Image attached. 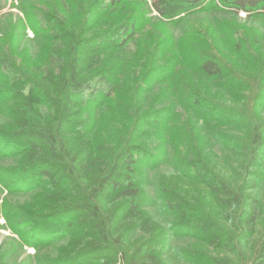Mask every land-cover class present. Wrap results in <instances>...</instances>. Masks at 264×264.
Segmentation results:
<instances>
[{"label": "trees", "instance_id": "1", "mask_svg": "<svg viewBox=\"0 0 264 264\" xmlns=\"http://www.w3.org/2000/svg\"><path fill=\"white\" fill-rule=\"evenodd\" d=\"M29 1L19 0L23 29L49 42L41 66L30 69L19 57L20 42L0 37V48L8 45L11 58L23 64L14 76L12 60L3 59L0 50V108L6 109L0 164L9 158L13 163L0 165V184L11 195L41 197L38 203L50 210L46 215L0 205L20 245L36 251L24 264H231L219 254L213 257L215 249L245 259L243 242L257 234L262 209L264 123H253L250 112L224 101L225 96L246 101L244 91L259 85L253 102L264 109V37L250 40L226 29L229 51L200 40L203 48L167 56L158 51L164 41L155 39L154 31L148 34L153 41L142 42L140 11L133 4L150 2L160 17L157 27L169 31L207 12L220 14L223 23L245 13L264 26V0H127L125 6L123 0ZM77 10H83L80 16ZM143 44L154 54L147 65H137L133 53L143 52ZM173 74L177 83L166 85ZM179 106L192 115L193 127L207 129L214 143L233 154L241 142L235 134L227 138L220 126L248 129L252 124L245 182L232 186L214 168L206 148L211 141L201 131L185 135L186 147L169 141L187 126L178 125ZM164 161L172 164L173 175L143 180ZM188 180L208 190L197 208L201 201L187 195ZM104 204L110 208L102 211ZM209 206L222 211L213 221ZM178 239L204 248L178 247ZM68 240V249L58 248ZM49 250L57 251V258L44 256ZM252 250L253 262L247 264H264V237Z\"/></svg>", "mask_w": 264, "mask_h": 264}, {"label": "rangeland", "instance_id": "2", "mask_svg": "<svg viewBox=\"0 0 264 264\" xmlns=\"http://www.w3.org/2000/svg\"><path fill=\"white\" fill-rule=\"evenodd\" d=\"M29 2H34L30 0ZM28 2V3H29ZM127 3V0H123L122 5L125 6ZM19 0H0V5L3 6V9L0 12V37L7 35L8 40L20 42L17 43L18 45H21L22 52L19 55L21 59L24 60L25 64L30 67V69L38 68L41 66L42 59H45V55L47 54V47L49 45V42H46L42 39H36L34 38L33 32L31 30H25L23 29L24 23L22 24V21H24V13L22 12L21 8H19ZM138 4H133V8H135L137 11H140V36L143 43L151 42L152 39H148V34L150 31H154L155 34L154 38L158 39L160 42L163 40V46L159 47V50H165L168 52L167 56H173L174 54L179 55L182 50L184 49H193V46L198 48L202 47L200 43V40L206 41L209 45H214L216 50H219L220 52H223L228 50L226 45L225 39V33L224 30L230 29L234 30L237 29L241 32V34L246 33L249 35L250 40L255 35H263L264 37V26L262 25L261 21L252 18L247 19L245 13H240L237 17H235L236 20H226L225 23L221 22V16L220 14L216 13H205L203 15H196L191 18H187V23L182 22L180 26H177L175 28H171V30L167 31L164 29H161L157 27L156 22L158 18V14L152 9L150 2H145V5L141 6ZM72 11V10H71ZM83 12V10L78 11L77 13L80 14ZM6 14V15H5ZM3 15H5L3 17ZM234 19V18H233ZM19 23V24H18ZM46 23H44L42 26H45ZM17 34L22 35L23 37L18 38L16 37ZM224 41V43H223ZM189 44V45H187ZM11 45V43H10ZM187 45V47H184ZM2 45H0L1 47ZM227 48H226V47ZM144 50L143 52H134L133 56L137 60L138 64H146L148 63V59L154 54L152 51H149L143 44ZM214 49V50H215ZM0 50L5 51V56L3 59L12 60L11 62L14 65L13 68H10L11 74H14L16 76L18 73H22L21 71V64L20 60L15 58H11V55L9 53V47L8 45L0 48ZM135 50V49H134ZM133 50V51H134ZM189 51V50H187ZM229 51V50H228ZM145 53L149 54V57H145ZM147 65V64H146ZM245 65H247L245 63ZM21 68V69H20ZM249 68V67H248ZM18 69V72L16 73ZM251 70V68H249ZM2 71V69H0ZM5 72H8L4 69ZM139 71V69H137ZM9 72L7 74H10ZM175 75L173 74L172 77H170L169 81H166V85L170 84V86H174L177 82L175 80ZM259 75V74H258ZM173 84V85H172ZM253 84H251L252 86ZM213 88V86L211 87ZM213 89V90H217ZM259 85L258 86H252L250 90L244 91V95L247 98L246 101L243 97H236L233 98L232 96L226 97L225 95V103L224 105L230 107L231 109H243L244 111H248L253 115V123L256 122L257 124L264 123V109H260V107H256L255 102H253L254 96L258 93ZM220 91L218 90L217 93ZM222 92V91H221ZM223 93V92H222ZM224 94V93H223ZM174 95H170L169 100L173 99ZM170 101H166V103H169ZM9 106V105H8ZM258 113L256 111L258 110ZM178 113L180 114L179 118V124L178 125H187L186 128H183V132H178L179 135H171L170 136V142L175 146V144L180 143L183 147H186L188 143H186L184 140L186 138L185 135L192 134L195 131H198V133L201 131L203 136L210 140V145H207L206 148L209 150V157L212 160V163L214 165V168L217 171H221L223 176L231 183V185H236V187L240 186L243 182H245L247 178V174L250 172L248 168H245L248 164V160L250 157V153L246 150L249 147L248 139V131L253 127L251 123L248 124V129L246 127L244 128H237V127H225L222 125L220 128H223V132H225V136L228 138V136H234L239 138V141L241 144H238V147L241 148V150L235 151V154L229 152V150H226L221 147L220 144L214 143V139H212L207 134V129L205 128H199V127H193V123L195 124L194 118H192V115H190L182 106H179ZM253 111V112H252ZM261 112V113H260ZM6 109L0 108V125L2 122L6 120ZM192 129V130H191ZM247 129V130H244ZM187 130V134H186ZM233 131V133H229ZM106 135V132L103 130V136ZM185 137V138H184ZM242 140V141H241ZM175 143V144H174ZM248 145V146H247ZM174 146L172 147V150L174 149ZM247 146V147H246ZM176 149H178L176 147ZM176 151V150H175ZM174 152V150H173ZM175 153V152H174ZM264 160V157H263ZM2 161V160H1ZM0 161V162H1ZM167 162V160H166ZM164 161V163L161 165L160 168H158L157 172H154V170H148L146 173H144L143 180L147 179V183H150L151 181L156 182L159 179H163L167 177L168 175H173L174 173H170L172 170V164H168ZM4 168L8 165L10 166L12 163V159H5V161L2 163ZM6 165V166H5ZM160 166V164H159ZM263 177L264 172L262 171ZM264 179V178H263ZM147 187V186H146ZM185 189L187 190V195L191 198L195 199V201L200 200L201 203L196 204L195 208L197 206H201L205 197L207 195V188L200 184L199 182L188 180L185 182L184 185ZM149 191L152 192L151 187H147ZM260 190V191H259ZM43 195H47L45 192H39ZM30 193L27 194H21V195H11L8 194V192L3 188V186L0 184V205L4 202H8L13 205H19L23 208H29L31 210L42 212L46 215H50L49 207H43L40 205L39 200H41V197L39 198H33ZM258 196L260 198V203L262 206V209H260V213L258 216V225H257V234L253 236V238L246 239L243 243L244 246L242 247V252L245 253V259H236L237 256L235 254H232L233 251L226 250H217L215 249L212 252V256H217L219 258H226L229 259L231 264H247L248 262H253V253L252 250L253 246L256 245V243L259 241V239H262L264 237V181L258 188ZM193 203V202H192ZM47 204L50 206L51 202H47ZM108 204H104L100 206L102 211H105V209L110 208V206H107ZM211 209H208V217H210L213 221V218H215L216 214H220L222 211H219V208L217 206H209ZM44 208V209H43ZM202 208V207H201ZM153 213H158V209L155 207L150 209ZM210 221V222H212ZM218 222V221H216ZM229 230H231L232 233H234L229 227ZM235 234V233H234ZM235 236V235H234ZM236 237V236H235ZM179 243L176 244V246L185 248V249H196L201 246V249L204 248V246L199 243L198 241H191L189 239H178ZM227 240V239H224ZM69 240L65 243L58 244V248L61 249H68L70 247ZM207 246V245H206ZM200 249V250H201ZM215 252V253H214ZM36 251L33 248L30 247H22L20 245V240L18 235L12 233L9 225L7 224L6 219L0 215V264H24L27 263L28 260L30 261L29 257L34 256ZM44 256H48V258H57L58 252L54 250L46 251ZM166 260L169 261V257L166 258ZM174 260L173 257H170V262ZM235 261V262H232ZM177 262V261H176ZM180 264V263H179Z\"/></svg>", "mask_w": 264, "mask_h": 264}]
</instances>
